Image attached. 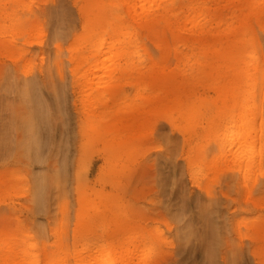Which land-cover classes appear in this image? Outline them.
<instances>
[{
  "label": "rangeland",
  "instance_id": "obj_1",
  "mask_svg": "<svg viewBox=\"0 0 264 264\" xmlns=\"http://www.w3.org/2000/svg\"><path fill=\"white\" fill-rule=\"evenodd\" d=\"M0 24V264H264V176L214 143L264 84V0H0Z\"/></svg>",
  "mask_w": 264,
  "mask_h": 264
},
{
  "label": "bare ground",
  "instance_id": "obj_2",
  "mask_svg": "<svg viewBox=\"0 0 264 264\" xmlns=\"http://www.w3.org/2000/svg\"><path fill=\"white\" fill-rule=\"evenodd\" d=\"M125 1L128 5H131L135 12L148 15L164 0ZM192 11H195L193 7ZM200 16H192V19L189 21L192 27H196L200 24ZM244 25L242 30H237L231 34L234 44L229 48L228 59L238 64L244 62V56L247 52L246 44L251 41L247 22H245ZM237 43H239L240 46H238ZM112 48L110 47L109 50L111 51ZM247 60L254 67L258 62V57L253 53L247 57ZM241 72L242 70L238 71V78H240ZM244 77L246 80L245 87L244 83L240 82L242 85L240 94L244 93L243 91L247 92L246 96H249L247 102L243 107H240L239 100L245 96V93L239 97L237 96L232 107L238 110H230L229 121L226 124L224 132L221 137H215L214 143L218 150L215 161H221L223 164L229 163L230 168L236 173L235 175H241L243 184L247 185L248 180L252 176H264V117L262 113L264 84L258 87L257 79L254 75H248L246 73ZM250 99L257 101L253 103ZM186 122L184 128L189 127V118L186 119ZM19 258V254H16L14 257L5 256L2 264H22L18 260ZM106 262L107 264H111L109 257H107ZM29 264L33 263L29 262Z\"/></svg>",
  "mask_w": 264,
  "mask_h": 264
}]
</instances>
